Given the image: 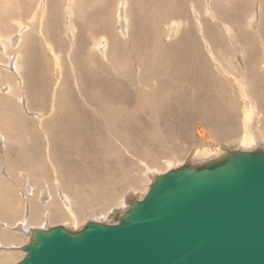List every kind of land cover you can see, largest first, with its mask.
Listing matches in <instances>:
<instances>
[{"label":"bare ground","instance_id":"obj_1","mask_svg":"<svg viewBox=\"0 0 264 264\" xmlns=\"http://www.w3.org/2000/svg\"><path fill=\"white\" fill-rule=\"evenodd\" d=\"M218 1L65 0L64 11L61 0H35L27 13L18 0H0V32L6 23L12 25V74H0L3 78L9 75L3 94L12 92L11 115L7 116L8 107L0 101L7 131L0 134L12 137V150L0 149L7 170L12 168L11 179L5 178L7 172L0 166V204L10 218L2 214L0 224L12 232L0 231V247L10 244L12 252L19 249L23 257L22 238L31 240L33 229L43 228L45 222L48 226L44 229L56 222L68 228L67 222L80 223L83 214L109 211L118 218L135 200L126 199L128 191L140 189L144 198L156 178L165 173L157 170L162 168L160 159L186 164V157L176 156L182 152V144L192 138V131L198 143L190 149L187 161L192 163L230 150L228 143L244 151L264 148L260 146L264 143L260 134L264 122L263 127L254 122L264 120L259 116L260 110L264 113V54L259 60L254 51L255 36H245L259 20L262 35L258 41L264 45L263 15L250 12L254 8L250 0H235L233 7L219 9ZM256 1L262 9L264 0H254V4ZM168 25L177 32L167 42L164 38L173 31ZM149 36L154 43L152 52ZM141 37H145L144 56L136 55L131 61L129 48L133 45L136 53ZM5 45L9 50L6 40ZM218 45L233 56L243 52L244 69L237 61L233 69L238 72L235 82L241 108L237 99L227 96L224 84L230 68L217 57ZM64 56L72 61L67 71L61 62ZM208 58L218 61L226 74L216 62L215 69H207ZM34 59L36 63L31 65ZM149 63L153 64L152 72ZM130 66L140 67L138 78ZM214 73L220 83L214 81ZM148 75L153 77L151 82ZM142 85L158 97L153 98ZM133 103H139L140 108H134ZM31 112L40 114L31 118ZM239 116L242 126L237 123ZM194 120L206 122L210 136L198 133L199 125L192 130ZM166 154L170 156L165 158ZM48 165L52 171L49 186L41 181ZM21 168L30 173L21 177ZM138 178L148 182L146 188ZM23 223L27 234L16 228ZM12 252L0 253V260L15 258Z\"/></svg>","mask_w":264,"mask_h":264},{"label":"water","instance_id":"obj_2","mask_svg":"<svg viewBox=\"0 0 264 264\" xmlns=\"http://www.w3.org/2000/svg\"><path fill=\"white\" fill-rule=\"evenodd\" d=\"M15 264H264V149L159 175L116 223L33 229Z\"/></svg>","mask_w":264,"mask_h":264},{"label":"rangeland","instance_id":"obj_3","mask_svg":"<svg viewBox=\"0 0 264 264\" xmlns=\"http://www.w3.org/2000/svg\"><path fill=\"white\" fill-rule=\"evenodd\" d=\"M62 1V5L63 6H61L62 7V10H64L65 11V9H64V4L63 3H65V0H61ZM68 1V0H67ZM88 1L89 0H87V3H88ZM18 2L19 3H22V8H23V10H25L26 9V11H28L27 13H30V11H32V8H33V6H34V3H35V0H18ZM113 2H116L117 3V0H113ZM251 2H252V4L254 5V8L253 7H251L250 8V12H252V11H254V10H256L255 11V14L256 13H259L258 15H263V17H262V19H263V21H264V7L262 8V9H260L259 8V6H260V4H259V2L258 1H256V3L254 4V0H250L249 1V4H250V6H251ZM120 3V2H119ZM219 5L218 6V9H219V7L220 6H222V7H224V5H228V7H231L232 6V4H233V6H234V4H235V0H219L217 3H216V5ZM13 3H12V11L14 10L13 9ZM71 6H72V3H71ZM232 6V7H233ZM15 7V6H14ZM227 7V6H226ZM90 8H87V10H89ZM148 10H150V12H151V8H147ZM124 10H127V4H125V7H124ZM84 18H85V16H84ZM11 20H12V18H11ZM256 22H257V24L256 23H252L251 24V26H252V31L251 32H249V31H245V33L247 32V35L245 34V36H247L246 38H249L250 36H248V35H250V34H252V35H254V36H252L251 35V38L253 39V37H254V41H255V44H254V51H256L255 53L258 55V59L259 60H261L262 59V52H263V54H264V45L263 46H261L259 43V41H258V39H259V37H260V34L262 33V32H260V30H259V27L258 26H260L259 24H258V22H259V20H255ZM7 24V27H5L1 32H0V74H2L3 72H6V73H10V74H12V30H11V27H12V25H9L8 23H6ZM263 24H264V22H263ZM173 31L171 32V34L170 35H166V37L164 38V40L165 41H170L171 39H173L174 37H175V34H176V32H177V30H175V27L173 26V25H168ZM162 27H164L163 25H162ZM200 33H201V30H200ZM262 35V34H261ZM144 38L145 37H141L140 38V40H139V50L135 53V48H134V46L133 45H131L130 46V48H129V52H131V61H133V60H135L136 59V55L137 56H139V54L141 55L142 54V56H144V51H143V45H144ZM149 41H151V42H149L148 41V46H149V52H152V50H153V47H154V43H153V41H152V37L151 36H149L148 38H147ZM5 40L10 44V48H9V50H8V48H7V46L5 45ZM236 41H237V38H236ZM257 41H258V44H257ZM40 46H41V44H40ZM204 46L206 47L207 46V41H205L204 40ZM218 46H220V47H218L219 49H216L217 51H216V54H217V57L219 56L220 58H221V60H224V61H226L227 63H224V65L225 66H229V68L230 69H228L229 71H230V74L228 75L229 76V80H228V83L227 84H224V86H226L227 88H228V90H227V96H229V97H232L233 98V100L234 101H236V99L238 100V102H237V105H238V107L239 108H241L242 106H243V102H242V100L239 98V96H238V85L236 84V82H235V77H237V74H238V72L236 71V70H233L234 68H235V66H236V61L238 62V63H240V69H244L243 68V65L245 64V62H244V56H243V52H238V54L236 53L234 56H233V54L230 52V50H228V49H225V48H223V46H221V45H218ZM42 47V46H41ZM262 50H260V49ZM220 51V53H218ZM47 52V51H46ZM208 52V51H207ZM47 54H48V52H47ZM49 55V54H48ZM208 55H209V52H208ZM50 56V55H49ZM204 56H206L207 57V54L206 53H204ZM209 57H210V55H209ZM83 58H85L86 59V56L85 57H83ZM219 58V59H220ZM229 59V60H228ZM244 59V60H243ZM27 60V59H26ZM50 60H51V63L53 64V59H52V57L50 56ZM87 60V59H86ZM251 60V59H250ZM211 60L208 58V62L205 64V66H206V68L207 69H215V68H213L214 67V63L213 62H216L217 64H218V69H220L222 72H224L225 73V70L224 69H222L221 67H220V63L218 62V61H211ZM229 61H230V63H229ZM62 63H63V67H64V70L65 71H67V69H69V64L71 63L72 64V61H69V60H65V56H64V58L62 59V61H61ZM34 63H36L35 62V59H34V61L33 62H31V65L32 64H34ZM166 63H168V62H166ZM246 63H250V61H246ZM151 66V69H152V66H153V64H151V63H149ZM228 64V65H227ZM210 67H209V66ZM260 65V64H259ZM192 67L193 68H195V61L193 60V62H192ZM35 69H37V65L34 67ZM133 66H130V68L129 69H132V72H133V76L134 77H136V78H138V75H139V71H140V67H138V68H134ZM30 69H32V67H30ZM216 69H217V67H216ZM262 69V68H261ZM153 71V69L150 71V72H152ZM226 74V73H225ZM261 74L263 75L264 74V70L261 72ZM9 76V75H8ZM7 76V77H8ZM264 76V75H263ZM7 77H5V78H3V77H1L0 76V101H3V103L8 107V110H9V113H8V115L7 116H9V115H11L12 114V92L11 93H9V94H7V93H5V94H3L4 93V88L9 84L8 82H6V78ZM18 79H20L19 77H17ZM152 79H153V77H152V75H148V77H147V80L148 81H152ZM260 79V78H259ZM214 81L215 82H217V83H220L218 80H217V78H215V73H214ZM244 81H249V79H247V80H245L244 79ZM29 82H30V80H29ZM72 86L74 87V82H75V78H74V73L72 74ZM126 82L128 83V81L126 80ZM69 89H70V87H68ZM141 88L143 89V90H147V88H146V86H144V85H142L141 86ZM231 89H232V91L234 92L233 93V95L231 94ZM249 90V89H248ZM147 91H149L150 93H151V96L153 97V98H157L158 97V94L155 92V91H153V90H147ZM233 103V102H232ZM21 104L23 105V102H21ZM24 105H25V103H24ZM132 106L134 107V108H140V104L139 103H133L132 104ZM59 107L61 108V103H59ZM263 112V110H260L259 111V116L261 117V118H263L264 116H263V114L264 113H262ZM30 114H32L31 116H29V117H33V118H36L40 113H38V114H35L34 112H31ZM34 115H35V117H34ZM46 117L48 118V120H49V116H47L46 115ZM239 118V120L237 121V123H238V125H240V126H242L243 125V120L241 119V116H239L238 117ZM237 118V119H238ZM255 122V124L257 125V127H263V122H264V120H262V119H259L258 121H254ZM51 123V122H50ZM35 125L36 126H38V123L37 122H35ZM196 125H199V128H198V133H201L204 137H208V135L210 136V133H209V130H210V128L208 127V125L206 124V122H198V121H193V123L191 124V128H192V130H195V127H196ZM53 128H54V126H53ZM3 132H7L6 131V129H5V125H4V122H3V118H2V116H1V114H0V133H3ZM10 133H12V132H10ZM198 133L196 132V134H197V136H198ZM8 133H5L4 135L3 134H0V149L1 150H5V149H7L6 151H8V149H10V150H12V137L11 136H9V135H7ZM195 133L192 131L191 132V136H192V138L190 139V141H188V140H186L183 144H182V147H181V149L179 150V151H182V152H178V154H177V158H182V157H184L183 158V160L184 159H186V160H184V162L185 163H187V162H189V161H187L190 157H191V153H192V151L190 150L192 147L194 148V146L195 145H197L195 142H196V140H197V138H196V135H194ZM260 134L261 135H264V129L263 130H261L260 131ZM7 137H9L10 139H9V141L6 139ZM28 140H29V138H28ZM177 140V143L178 144H181L182 142L180 141V139H176ZM8 142H10V146L8 147L7 146V144H8ZM180 142V143H179ZM218 143V142H217ZM200 144V143H199ZM260 144V143H259ZM262 145H260L261 147H263L264 146V143H261ZM227 145H229V146H226V147H229V149L230 150H235L234 148L235 147H232L231 148V144H227ZM233 146V145H232ZM259 147V146H258ZM237 149V148H236ZM260 149H264V148H260ZM1 154H2V156H0V166L3 168V169H5L6 170V172H7V174H5L4 173V175H5V178H7V177H11L12 175H10L9 174V172H12L11 170H12V168L10 167L8 170H7V163H5V159H4V156L5 155H3V153L1 152ZM165 156V158L166 157H169L170 155L169 154H166V155H164ZM163 156V157H164ZM178 156H180V157H178ZM186 157V158H185ZM168 158H166V159H160L158 162H159V164L160 165H162L161 167V169L160 168H158L157 167V170H160V172H166L167 170H169V169H171V168H173V167H175V166H180L181 164L180 163H182V161L180 160L178 163H174L175 161L172 159L171 161H168L167 160ZM2 160L4 161V162H2ZM174 161V162H173ZM171 162H173L174 164H172ZM143 165V164H142ZM12 166V165H11ZM49 166V168H47V170H45L44 171V175H43V178H41V181L43 182V184H44V182L45 183H48L47 181L52 177V171H51V166L50 165H48ZM20 172H19V175L21 176V177H23L21 174L23 173V174H29L30 172H27V170H25L24 168H21V170H19ZM17 175H15V177H16ZM56 178V177H55ZM11 179H12V177H11ZM139 179V181L141 182V185H142V183H143V186H144V188H146V186H147V183L148 182H146L145 180H141L142 178H138ZM59 181V180H58ZM145 181V182H144ZM145 183V184H144ZM50 184H51V181H50ZM10 185H12V184H10ZM48 186H49V183H48ZM48 186H44V187H46V188H48ZM130 191H133V192H130ZM130 191H128V192H130V193H128L127 192V196H126V199H128L129 201H131L132 199L134 200H142L143 198V196H142V192L140 191V189L139 190H130ZM20 194H21V192H20ZM130 194V195H129ZM23 196H25V195H23ZM21 197V199L23 198L22 197V195L20 196ZM43 205H44V202H42L40 199H38ZM132 200V201H133ZM11 201H12V198H10V203H11ZM26 201V200H25ZM0 205H2V206H0V216H2V214H3V216L2 217H5L4 215H6V214H4V206H3V204H0ZM113 209H115V208H113ZM14 212L16 213V211H15V209H14ZM29 214V207L27 206V210H26V215H28ZM86 214V213H85ZM99 212L97 213V214H94V215H89L88 213H87V215H85L84 216V214L81 216V220H80V223H78L79 222V220H78V222H75V223H72V222H67V223H65V224H67L66 226H68V229L69 230H71V231H76V230H79V229H82L85 225H86V223H88L89 221H94L95 219L97 220V218H99V220L98 221H105V223H116L117 222V218H116V216H115V214L112 212V211H109L107 214H99ZM47 215V214H46ZM98 215V216H97ZM15 216H17V214H15ZM20 216V215H19ZM5 218H7L8 220H10V218H8L7 217V215H6V217ZM27 218V217H26ZM95 220V221H96ZM60 222H56V223H53V226H56V225H61V224H59ZM71 223H72V225H71ZM82 223H84V224H82ZM25 223H23L22 225H19V224H16L18 227H16V228H19V230L18 231H20V232H22V233H24V234H27V232H29V231H25L24 232V228H25V225H24ZM45 225L46 224H48V223H44ZM45 225H42V227L43 228H47V226H45ZM11 227H12V225H10ZM52 226V225H51ZM50 226V227H51ZM75 226V227H74ZM6 228V229H5ZM0 231H7V232H12V228H10V227H8V226H3V224L1 225L0 224ZM24 239V240H23ZM23 242V243H22ZM28 243H30V240H28V239H25V238H22V240H21V245L20 246H22V245H26V244H28ZM1 246V245H0ZM5 247L6 248H3V247H0V253H2V252H12V247H10V244H6L5 245ZM18 251H20L19 249H17ZM13 251L12 253L13 254H15V258H11L10 260H6L5 258L3 259H1L0 260V264H15V263H17L18 261H20L21 259H23L24 258V256L22 257V255H21V252H18V251ZM15 252V253H14ZM18 252V253H17ZM22 252H24V251H22ZM17 253V254H16ZM25 253V252H24ZM26 254V253H25Z\"/></svg>","mask_w":264,"mask_h":264}]
</instances>
